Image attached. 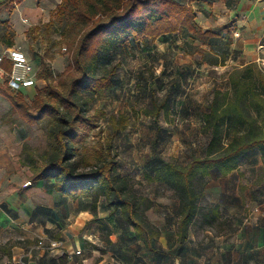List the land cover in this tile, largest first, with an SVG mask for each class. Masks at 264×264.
Wrapping results in <instances>:
<instances>
[{
  "label": "trees",
  "instance_id": "1",
  "mask_svg": "<svg viewBox=\"0 0 264 264\" xmlns=\"http://www.w3.org/2000/svg\"><path fill=\"white\" fill-rule=\"evenodd\" d=\"M18 1L1 0L0 12L7 5L13 10ZM213 1L237 4V0L210 3ZM68 2L71 0H62L57 12L67 13L72 21L73 35L66 48L71 61L57 84L49 82L54 76L43 60L38 78L46 85L31 102L24 99L21 91L11 90L4 83H0V94L27 123H47V149L40 154L41 162L33 166L30 180H47L52 189L73 199L92 196L93 208L98 198L103 197L110 215L115 214L117 225L132 229L136 239L149 244L148 240L156 236V231L147 221L145 209L140 208V200L131 190L127 177L119 172L118 156L112 155L108 148L105 150L101 140L89 146L84 144L105 112L96 110L88 114L87 99L118 83L117 64L108 58L110 51L115 53L117 45L125 47L181 32L192 41L187 42L188 54L210 52L218 57L215 44L220 42L226 50L224 58L208 63L218 65L224 64L229 56L230 41L213 30L202 29L196 21L194 7L179 0H86L82 6L74 1L70 8ZM8 43L12 45L9 40ZM202 45L209 49L205 50ZM46 58L53 59L49 53ZM102 59L108 68L99 72ZM5 67L10 68L9 61ZM166 104L167 100L160 104L154 102V109L146 113L157 115ZM120 117L111 136L126 126L124 118ZM201 122L202 129L209 134L205 155L194 157L186 164L158 161L150 172L144 173L147 181L163 183L175 192L179 202V240H183L188 225L202 210L199 201L203 189L195 186V179H204L211 173L216 177L226 176L247 162L251 154L253 158L258 155L264 165V69L256 62L234 67L228 73L226 85L212 90ZM160 131L157 129L156 135L159 136ZM86 155L93 158V162ZM79 162L85 163V170H80ZM150 207L151 204L147 205Z\"/></svg>",
  "mask_w": 264,
  "mask_h": 264
},
{
  "label": "rangeland",
  "instance_id": "2",
  "mask_svg": "<svg viewBox=\"0 0 264 264\" xmlns=\"http://www.w3.org/2000/svg\"><path fill=\"white\" fill-rule=\"evenodd\" d=\"M62 0H19L13 10L7 5L0 12V40L16 35L15 14L23 9L37 11L31 25H23L19 31L21 47L30 61L42 67L44 60L51 67L54 78L49 79L53 85L59 81V76L71 61L67 42L72 38V21L68 14L60 15L57 6ZM74 1L81 6L86 0H71L67 6L72 7ZM193 6L195 12L201 5L210 4L212 0H179ZM209 3H208V2ZM20 13V15H22ZM190 37L181 33H168L155 40L130 44L125 47L117 45L115 53L109 52V60L117 64L115 72L118 83L105 92L88 98V114L102 110L104 116L98 120V127L90 131L85 138V145H93L98 140L108 148L112 155L120 160L119 172L126 176L131 190L140 200V208L147 212L155 207L157 212L171 210L172 203L178 201L175 192L163 183L149 182L144 173L152 169L158 161H174L181 164L193 160L194 157L205 155L208 132L202 129V114L206 104L212 97L208 92L214 82L219 88L226 85V71L218 65L208 64L221 61L226 52L224 46L217 42L212 53L188 54ZM264 51V29L256 43ZM208 50L207 45H202ZM190 50V49H189ZM212 52V51H211ZM46 53L52 55L48 60ZM264 69V54L261 60L255 61ZM99 72L108 68L105 60L100 62ZM192 72L190 74V70ZM194 70V71H193ZM194 72L196 74H194ZM225 74V75H224ZM1 82V79H0ZM37 86L24 91V99L28 102L46 85L40 80ZM182 85L184 87L182 88ZM45 95V92H41ZM177 96V100L174 99ZM167 100L166 107L159 114L146 113L154 109V102L160 104ZM191 106L180 107L183 102ZM193 105V106H192ZM120 116L126 124L114 136H111L114 124H118ZM160 135H156L157 129ZM47 123L40 121L27 123L12 110L10 101L0 94V178L8 181V186H16L25 190L32 187L30 180L32 168L41 162L40 154L47 149ZM108 150V151H109ZM82 155V154H81ZM86 157L93 162V158ZM82 158V157H78ZM257 158L252 159V163ZM80 170H85V163L79 162ZM83 168V169H82ZM242 186L256 182H264V166L253 167L246 165L238 170ZM14 178V180H12ZM206 177L195 179V186L200 189L205 184ZM239 193L248 194L246 189ZM151 204L150 208L147 205ZM209 204L206 197L201 200V209ZM42 239L44 235L41 234ZM41 238H37L39 241ZM2 249H0V254Z\"/></svg>",
  "mask_w": 264,
  "mask_h": 264
},
{
  "label": "crops",
  "instance_id": "3",
  "mask_svg": "<svg viewBox=\"0 0 264 264\" xmlns=\"http://www.w3.org/2000/svg\"><path fill=\"white\" fill-rule=\"evenodd\" d=\"M197 10L196 21L202 29L230 41V54L218 65L227 75L234 67L261 60L264 51L256 46L264 29L260 0H237L236 5L213 1ZM20 13L15 14L16 35L9 39L12 45L7 39L6 43L0 40V51L18 46V32L23 25H31L32 18ZM0 79L6 84L1 71ZM219 86L213 82L207 90ZM179 106L191 104L187 101ZM255 158L252 163L251 154L226 176H206L199 206L204 197L211 205L196 213L183 240L178 237V201L167 212H157L155 207L145 211L156 231L149 244L136 239L132 229L117 225L103 197L93 208L92 196L73 199L52 189L47 180L30 182L32 187L20 190L18 184L9 187L8 181L0 178V247H5L0 264H264V182L242 186L244 180L240 181L238 172L246 165L264 166L258 155ZM240 189L248 194L239 193ZM41 234L62 243L49 250L38 244Z\"/></svg>",
  "mask_w": 264,
  "mask_h": 264
},
{
  "label": "built area",
  "instance_id": "4",
  "mask_svg": "<svg viewBox=\"0 0 264 264\" xmlns=\"http://www.w3.org/2000/svg\"><path fill=\"white\" fill-rule=\"evenodd\" d=\"M261 1V9L264 11V0ZM28 22V19H23ZM237 35V33H236ZM9 61L10 68H3L4 62ZM0 71L5 76L6 85L14 91H24L37 86L39 80L40 67L33 64L28 58L26 52L19 46L10 47L4 51H0ZM62 242L54 238H41L39 245L45 246L52 250L58 247ZM75 253H80L76 250Z\"/></svg>",
  "mask_w": 264,
  "mask_h": 264
}]
</instances>
